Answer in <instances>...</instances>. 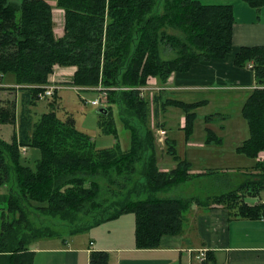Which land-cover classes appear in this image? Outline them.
I'll return each instance as SVG.
<instances>
[{
    "label": "trees",
    "instance_id": "obj_1",
    "mask_svg": "<svg viewBox=\"0 0 264 264\" xmlns=\"http://www.w3.org/2000/svg\"><path fill=\"white\" fill-rule=\"evenodd\" d=\"M50 1L0 0V83L12 78L20 94L18 112L15 101L7 105L0 101V125L17 123L18 127L11 142L0 138V186L8 187L6 207L0 208V264H33L32 243L58 236L59 227L31 222L29 216L36 212L66 222L60 228L70 235L131 213L137 249H156L162 237L180 234L183 214L192 203L223 206L235 218L264 219L262 202L248 206L242 201L244 196L256 197L264 191V46L242 47L233 58L237 68L251 64L255 85L241 108L249 137L235 150L249 159L258 158L255 180L204 203L159 196L193 176L189 174L191 166L178 157L171 141L166 142V153L176 166L169 171L159 169L147 103L138 91L107 92L105 116L115 106L130 133V146L124 151L119 146L96 149L91 138L76 129L71 115H58L57 92L48 112L34 122L30 115L56 67H75L67 86L82 91L135 89L146 86L149 79L164 85L172 74L187 73L201 62L224 59L232 53V6L162 0L158 12L157 0H56V7L64 12L63 35L57 38ZM243 1L253 9L264 7V0ZM170 53L174 56L166 58ZM162 93L155 99L160 98L163 109L170 106L183 112L184 132L189 138L195 110L205 102L162 101ZM211 119L204 118L206 123ZM159 126L157 123L155 128ZM110 132H114L112 126L105 129ZM206 142L220 143L221 139L207 129ZM21 147L40 152L33 167L24 164ZM112 172L137 175L138 186L127 191L124 199L103 205L101 186L94 179L101 176L112 182ZM208 174L205 171L203 175ZM79 214L88 221L78 224ZM108 263L107 252H90L88 264Z\"/></svg>",
    "mask_w": 264,
    "mask_h": 264
},
{
    "label": "crops",
    "instance_id": "obj_2",
    "mask_svg": "<svg viewBox=\"0 0 264 264\" xmlns=\"http://www.w3.org/2000/svg\"><path fill=\"white\" fill-rule=\"evenodd\" d=\"M220 1L223 2H219V4H230L233 8L232 53L222 60L193 65L187 73L172 74L164 85H160L156 79H150L148 83L150 86L155 85L163 88L162 101L176 100L167 98L166 94L168 95V93L191 94L192 92L207 91L213 94V99L222 109L230 107L234 100L243 101L240 107L241 110L249 92L255 87L250 69L235 67L233 58L234 54L242 47L264 46V7L253 9L243 0ZM49 3L52 6L53 22L55 26L57 25V28L53 29L54 35L59 38L63 35L64 13L61 9L56 8L55 0H51ZM75 70V67H56L53 74L48 78V84L58 85L71 81ZM14 93L18 97L16 98L17 103L20 94L18 91ZM201 101H204L205 104L208 103L207 100ZM231 117L232 114L230 113H219L212 117L211 123L215 125L213 127L214 134L221 139V142L216 144L213 142L214 145L205 146L207 148L205 149L206 152H200L198 148V146L202 147L204 145L203 140L198 138V142H196L197 138H193L195 127L193 126L191 136L186 138L181 125L178 139H182L185 143L182 148L178 149V157L189 163L191 167H199L201 162L207 160H210V163L220 164L222 161L226 164L228 161L241 162L246 159L235 152L238 143H235L234 140H232V143L226 142V133L235 134L233 137L242 136V129L239 131V125L236 127L232 123H228L222 126L223 122H229L228 119ZM209 128V124H206L205 134ZM168 133L170 134V132ZM166 139L171 141L170 146L176 147L174 139L171 137H166ZM160 145L158 144V146ZM162 146L159 149H162ZM33 150L35 149H25L22 156L28 153L30 155L28 158L23 157L24 164L28 165L30 163L29 159L33 162L38 159L32 152ZM157 161L158 165L159 163L167 165L169 161H172L176 166V162L168 153L158 156ZM175 166L170 169L163 166V171L172 170ZM189 174L193 177L186 182L207 177V175H203L204 171L197 168L190 170ZM226 176L213 175L208 177L212 178L214 182L212 183V191L204 190V193L200 194L205 197V201L210 197L233 191H228L232 182L227 181ZM222 177L225 178V181ZM219 179L222 181H218ZM240 181L239 185L246 182L242 179ZM6 188L7 186H0V208H5L7 204L8 192ZM261 193L264 192H260L255 197L256 201L250 202V206L255 205L256 202H264V195H261ZM189 198L200 201V196L189 194ZM229 212L223 206L201 207L192 203L190 208L183 214L184 220L181 233L175 236L162 237L156 249L136 248L134 218L132 215L124 214L118 219L110 221L114 224L111 229L112 232L107 231L100 237L96 236V238H93L94 241L83 243L79 237L86 234V232H83L73 235L72 238H64L57 242L53 241V244L42 247L41 242L44 240L48 241L56 238L50 237L32 243L30 251L34 254L33 264H88L89 254L92 251L107 252L109 255L108 264H264V219L235 218L231 217ZM204 249L207 250L206 259L199 262L195 256L197 251Z\"/></svg>",
    "mask_w": 264,
    "mask_h": 264
},
{
    "label": "rangeland",
    "instance_id": "obj_3",
    "mask_svg": "<svg viewBox=\"0 0 264 264\" xmlns=\"http://www.w3.org/2000/svg\"><path fill=\"white\" fill-rule=\"evenodd\" d=\"M9 1L12 3L13 2L18 3V1L20 0H9ZM195 1H199L206 5H216V4L218 5L219 2H223L220 0H195ZM157 3L158 5L156 9L158 10V12H161L162 0H157ZM227 5H230V4H227ZM52 20H53V17H52ZM55 27L57 28V25L55 26L54 24V28ZM173 56L174 55L170 53V54H167L165 57L171 58ZM68 82H70V80L63 82L62 84H58V86H60V90L58 92L56 91L57 100L56 102H54L56 106L58 107L57 109L58 115L61 116L62 118L64 115H71L75 121L76 129L86 134L87 136H89L96 149H107V148L119 146L121 150L123 151L127 150L130 146V133L128 130H126L123 127V124L121 123V115L119 113L120 111H118L115 106H112L110 109L109 115L100 116L98 114V110L100 108L107 107V99H105V101L101 100L98 105L93 106L91 105V103L95 100H100L102 97L98 92L93 91V89H89L87 91L85 90L80 91L81 89L78 87L72 88L70 86H67ZM0 86H2V89H0V101L5 105H7V103L9 102H13V101L16 102V98L18 97H16L14 92L17 91L16 89L17 86H14L13 79L10 77H6L0 83ZM157 92L159 93V91H152L151 89L147 90L143 94V97H144L143 99L147 103L149 128L153 131L154 136L156 134L155 127L157 123L158 125H161L158 128L163 129L166 132L164 136L165 138H164L163 146L162 144L160 145L163 148L159 149L160 146L156 144V147L158 149L156 156L158 159V156L160 157L161 155L166 153V149H167L166 142L168 141L166 137H171L172 139L175 140L176 153H178V149L184 146L185 141H183L182 139H178L179 138L178 133L181 132V129L179 130V127H181V125L183 126V130H184L185 123H184V114L180 109L170 107V106H167L164 109L162 108L160 98L155 99V95L157 96L159 95ZM166 97L171 98V99L173 98L176 100H181L187 103L201 101V100L208 101V103L198 107L195 110V113H196V119L194 122L195 135L193 138L194 139L197 138L196 142H198V138L203 140L204 145L202 147L198 146V148L200 149V152H206L205 149L207 148L205 146L216 144V143L213 144V143L206 142V134L204 130L206 124H209V127H210L209 130L215 133L213 129L215 125H212L211 123L213 119H211L209 123H206L204 120V118L207 116L213 117L215 114H219V113L220 114L221 113L232 114V117L228 119L229 122L228 121L223 122L222 126H225L228 123H232L236 127L239 125L238 127L239 131L242 129V136L240 135V137H237V136L233 137L235 134L230 135L226 133L225 135L227 143H232L233 142L232 140H234L235 143H238L236 148L240 147L243 141H245L249 137L248 125L246 121L243 119L241 110H240L241 104L243 102L241 100H237V101L234 100L232 101L230 107H226V109H222V107L218 105L217 102H215V99H213L214 98L213 94L207 91L192 92L191 94H187V93H173V94L170 93L169 94L168 93V95L166 94ZM38 98H39V95H38ZM51 98L43 99V100L39 98V101H37L31 107L30 115H31V119L33 122L37 121L40 115L49 111L48 104L50 102H53L54 100ZM16 104H17L16 110L18 112L19 111L18 102ZM182 117L183 119L181 120ZM132 121H135V120H132ZM111 126L114 129V132L105 133V129L111 128ZM17 131H18L17 123L15 125L14 124L0 125V138L4 140L5 142L9 143L11 142L13 135L17 134ZM168 132H170V134ZM156 142L157 141L155 140V143ZM208 150H210V148H208ZM32 152L34 153L36 158H39L40 152L38 150H33ZM29 155L30 154L28 153L27 155H23L22 157L28 158ZM245 158L246 159H243L241 162L233 160V161H228V163L226 164H224L222 161L220 162V164L210 163L209 162L210 160L201 162L199 167H191L190 170H193V168H197L198 170H202L204 172L208 171L210 174H208L206 178H201V179H198L192 182H186V183L184 182L185 184L181 183L169 189L167 192L160 193L159 196L191 199L189 198V194H192L193 196H200L199 198L200 202L204 203L206 202L205 197L203 195L201 196L200 194L204 193V190L205 191L213 190L212 183L214 182V180L212 178H208L213 175H227L225 177L227 181L232 182V185H230L229 187L231 189L228 188V191L229 190L234 191L239 187V184L241 183L240 181L241 179L246 180V181L255 180V175L258 172L255 168L256 163H260L258 158H256L255 160L249 159L247 157ZM29 162L30 163L28 165L30 167H33L34 162L30 159H29ZM168 164L162 165L161 163H159L158 167L161 171H163L164 170L163 166L169 169L172 166H175V163L172 161H169ZM137 169H139V166H137ZM109 176L110 178L114 179L112 182L106 180L105 178L101 176L94 179L101 186V192H100L99 197H100V202H102L103 205H105V203L107 204V202L112 201V200L124 199V196L126 195L127 191L132 190L138 186L137 182L139 178L135 174L129 175V174L123 173L117 176L115 172L114 173L112 172L110 173ZM225 178H223L224 181H225ZM218 181H222V180L219 179ZM6 189L8 192V187ZM261 195H264V193H261ZM250 196L251 195H249V197L248 195L244 196L242 199V201L246 203L248 206H250V202L256 201L255 197H252V196L250 197ZM257 204L258 203L256 202L255 205ZM36 214L37 215L31 214L29 216V219L31 220V222H33V224H35L36 226H46L51 229L53 228L57 230L59 227L60 229L59 234L55 239L48 240V241L44 240L43 242H41L42 247H46L49 244H53L52 243L53 241L57 242V241L63 240L64 238H72V236L74 235V234L70 235L67 230L60 228V225H63L66 222L62 223L57 218L56 219L48 218V217L42 216L40 213H37V212ZM128 215H132V217L134 218V222H135V216L131 213H129ZM86 221H88V218L84 216V214H79L77 216L78 224L86 222ZM113 225L114 224H112V222L110 221H109V224L108 222H105L97 227L84 231L86 232V234H84L83 236H79V237L80 239H82L81 241L83 243L94 241L93 238H96V236L100 237L104 235L107 231H109V233L112 232L111 229ZM134 239H135V230H134Z\"/></svg>",
    "mask_w": 264,
    "mask_h": 264
},
{
    "label": "built area",
    "instance_id": "obj_4",
    "mask_svg": "<svg viewBox=\"0 0 264 264\" xmlns=\"http://www.w3.org/2000/svg\"><path fill=\"white\" fill-rule=\"evenodd\" d=\"M249 68H251V65H249ZM43 88V91L39 94V98L40 99H47L53 96L54 92L58 89H60V87L58 85H46ZM159 90L158 88H147V87H143V88H137V89H132V88H111L109 90H105L102 88H98L97 91L100 92V95L102 96L100 100H95L91 103V105L96 106L99 104V102L101 100L105 101V99H107V92L108 91H131V90H137L139 92V95L141 97H143V94L145 91L147 90ZM165 131L164 130H157V142L158 143H163L164 142V136H165ZM21 152L24 153L25 149H21ZM206 253L207 250H199L197 251V255L195 256V258L199 261V262H203L206 259Z\"/></svg>",
    "mask_w": 264,
    "mask_h": 264
},
{
    "label": "water",
    "instance_id": "obj_5",
    "mask_svg": "<svg viewBox=\"0 0 264 264\" xmlns=\"http://www.w3.org/2000/svg\"><path fill=\"white\" fill-rule=\"evenodd\" d=\"M98 114H101V115H104L105 116L107 114V110L105 108H100L98 110Z\"/></svg>",
    "mask_w": 264,
    "mask_h": 264
}]
</instances>
